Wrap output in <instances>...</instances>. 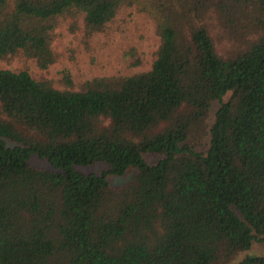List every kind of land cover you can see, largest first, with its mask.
<instances>
[{
  "label": "trees",
  "instance_id": "obj_1",
  "mask_svg": "<svg viewBox=\"0 0 264 264\" xmlns=\"http://www.w3.org/2000/svg\"><path fill=\"white\" fill-rule=\"evenodd\" d=\"M125 8L154 25L148 70L77 87L63 70L57 88L0 68V264H231L264 247V0H0V60L46 69L61 24L89 39ZM94 162L108 168L76 169Z\"/></svg>",
  "mask_w": 264,
  "mask_h": 264
},
{
  "label": "rangeland",
  "instance_id": "obj_2",
  "mask_svg": "<svg viewBox=\"0 0 264 264\" xmlns=\"http://www.w3.org/2000/svg\"><path fill=\"white\" fill-rule=\"evenodd\" d=\"M56 34L52 46L60 56L46 69L38 68L33 58L21 57L0 60V68L21 70L26 67L31 75L50 79L57 88L65 87L61 82V72L67 70L74 87H77L83 80L95 76L129 75L148 70L159 44L151 19L138 13L134 8L121 10L105 31L89 39L84 36L81 24L75 32H71L68 22L61 24L56 29ZM227 97L228 93L223 100ZM218 105L217 101L211 104L209 116L211 120ZM154 158L151 156L150 160ZM30 163L50 168L46 160L37 155H32ZM107 168L108 165L103 162L76 166L82 173L95 174ZM134 172L135 170H132L124 175L108 176L107 179L112 186H121L132 178ZM247 255L264 256L263 244L254 239L248 249L236 254L231 264H239Z\"/></svg>",
  "mask_w": 264,
  "mask_h": 264
}]
</instances>
